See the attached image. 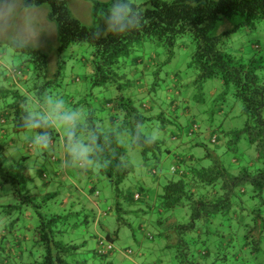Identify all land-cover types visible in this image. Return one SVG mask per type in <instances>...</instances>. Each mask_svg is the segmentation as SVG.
Instances as JSON below:
<instances>
[{"label": "trees", "instance_id": "1", "mask_svg": "<svg viewBox=\"0 0 264 264\" xmlns=\"http://www.w3.org/2000/svg\"><path fill=\"white\" fill-rule=\"evenodd\" d=\"M21 1L23 9L48 6L47 20L56 26L59 54L72 44H91L92 64L87 65L91 66V83L116 87L120 94L112 100L106 99L100 111L108 110L105 114L110 124L108 131L102 129L104 118L95 111L82 123L72 119L70 124H65L58 119L71 114L62 101L68 96L63 91L62 64L59 61L53 64L49 54L20 41L8 43L27 58L30 66L26 71L17 67L1 72L0 61V187L9 186L16 198L15 204L0 203V264H90L93 258L102 259V264H111L106 261L114 251L100 255L96 249L92 259L80 261L79 252L86 245L65 238L68 216L43 211L48 206L49 195L44 194V190L41 195L34 191L38 189V180L42 188L49 183L48 171L40 169L37 174L33 173L25 146L20 154L9 151V138L30 128L36 132L39 145L50 147L52 151L67 150L83 136L91 149L90 160L115 187L122 185L132 172L124 164L127 149L120 136L128 135L130 149H140L145 161L151 157L158 160L156 151L161 152L163 148L174 159L176 169L171 170V178L161 191L149 187L145 192L141 187L127 198L130 203L141 201L147 193V201L155 202L149 210L155 208L160 213L158 222L164 228L162 236L170 242L169 248H175L177 264H256L264 254V58L254 55L248 59L245 53L229 52V39L238 29L256 28L264 22V0H146L141 4L127 0L133 10L141 13L142 25L119 33L109 31L107 24L117 0L93 2L95 27L85 26L73 16L69 8L71 0ZM230 23H234V28L229 29ZM185 36L196 46L189 64L196 71L195 82L202 86L216 80L221 84L223 95L232 94L242 104L245 127L224 133L223 140L217 136L209 140L213 145L223 141L227 152L234 153L243 135L255 146L256 158L246 165L235 159L234 171L208 147L203 157L193 152L196 147L206 146L195 138L191 139L195 141L192 152L177 150L173 153L164 141L144 135L141 128L151 118L133 98L123 94L120 82L127 79L123 69L130 59L133 64L142 60L135 54L145 42L166 48L168 63ZM177 91L183 98L182 90ZM46 97L57 98L58 102L52 99L48 106H43L40 102ZM189 102L171 100L175 109L182 103V110L192 118L191 129L187 133L183 131L187 137L201 133L197 116L193 114L194 106ZM198 102L203 105L205 100ZM216 108L219 112L223 110ZM13 146L16 147L14 143ZM27 147L32 150L35 145L30 143ZM74 159L80 160L79 165L83 166L81 159ZM57 160L53 157V161ZM205 160L210 164L205 165ZM151 173L157 176L156 169ZM160 183L157 181L159 187ZM27 207L34 209L37 222H31L28 227L31 232L22 235L16 231L19 218L10 222L7 217ZM178 208L188 209L187 223L176 221L173 212ZM30 216L29 213L32 218ZM116 233L107 235L108 244Z\"/></svg>", "mask_w": 264, "mask_h": 264}, {"label": "rangeland", "instance_id": "2", "mask_svg": "<svg viewBox=\"0 0 264 264\" xmlns=\"http://www.w3.org/2000/svg\"><path fill=\"white\" fill-rule=\"evenodd\" d=\"M94 1L104 3L111 0H71L69 2L73 16L88 27L97 26L92 16ZM132 1L141 4L146 0ZM47 14L48 6L23 9L21 0H0V43L3 42V45H0V59L3 62L1 72H5L7 68L17 67L26 71L30 66L26 61L27 58L17 53L8 44L13 40L49 54L53 64L56 61L62 64L63 91L68 95L64 96L65 99L62 101L67 104L66 111L71 113L69 116L78 123H82L87 115L95 111L99 117L104 118L102 129L108 131L110 124L105 117L108 110L100 111L104 108V101L112 100L120 94V91L116 87H100L91 83L89 78L91 66H87L92 64L90 62H92L94 49L91 44L87 42L72 44L62 54L58 53L56 26L47 20ZM234 26V23H230L229 29ZM140 49L135 55L142 57V60L136 64H133L131 59L128 61V65L123 69L127 73V79H123L120 83L123 94L133 98L137 106L142 107L143 113L151 118L141 128L144 135L164 141L173 153L177 150L184 153L192 152V142L195 143V141L191 139L195 138L197 142L205 143L206 146L196 147L193 152L203 157L208 147L221 156L223 164L233 171L236 169L233 163L235 159L246 165L256 158V148L245 135L238 142L237 153L227 152L223 141L221 144L218 143L219 146L209 142L210 137L217 136L223 140L224 133L242 130L245 127V117L242 114V104L232 94L223 95V89H220L221 84L218 81L209 80L202 86L195 82L197 74L189 67V64L196 46L189 36H185L178 42L174 57L168 63L166 48L152 42H145ZM229 52L245 53L248 59L254 55L264 58V22L259 23L256 28L243 27L234 32L229 39ZM128 81L131 85H127ZM177 90H182L183 98ZM69 96L73 97L74 101ZM46 98L40 102L43 106H48L47 103L52 102V99L58 102L57 98ZM172 99L178 102L180 99L188 102L191 99L189 105L194 106L193 114L197 116L200 124L198 129L200 134H191L188 137L183 134V131L187 133L191 129L192 118L182 110L184 107L182 103L179 104L180 108H173ZM198 100H205V102L199 105L202 103ZM72 102L75 105L73 107H71ZM217 106L218 109L223 110L219 112ZM205 110L207 112L203 113ZM120 139L127 149L124 164L131 168L132 172L119 187L112 185L95 162L90 160L91 149L83 136L67 147L69 161L65 167L61 161L63 149L57 148L52 151L50 147L42 148L32 128L21 134H13L9 138V144H11L9 151L20 154L25 149L31 158L33 173L37 174L36 171L40 169L48 171L49 184L42 188L38 180L36 183L38 189L34 193L41 195L44 190V194L49 195H47L48 206L46 210H43L44 212L68 216L66 227L64 226L65 238L86 245L79 252L80 261L92 259L98 249L99 241L107 244V235H114L117 232V236L111 242L109 241L114 251L107 259V263L152 264L160 259L161 262L159 261L158 264H177L175 248H169L170 242L162 236L164 228L158 222L160 213L155 208L149 210L155 202L147 201V193L141 201L130 203L127 198L141 187L145 192L149 187L161 191L162 186L171 178L174 159L162 148L161 152L156 151L158 160L151 157L145 161L140 149H130L128 135L124 134L120 136ZM30 143L35 145L32 150L27 147ZM24 146L26 148L23 149ZM77 147L87 149L86 156L81 159L83 166L79 165L80 160L73 161L76 156L71 153L74 154ZM53 157L60 160L53 161ZM204 164L209 165L210 162L205 160ZM57 168H59V175L55 172ZM153 169H156L157 176L151 173ZM159 180L160 187L157 184ZM9 188V186L0 187L1 204L16 203V198L10 193ZM118 207L121 208L120 213H118ZM29 213L32 218H29ZM173 216L179 223L189 221V212L186 208L176 209ZM7 218L10 222L19 218L16 231L22 235L29 231L30 224L37 222L36 213L32 207L17 211ZM39 253V255L42 254L41 251ZM103 262L102 259L91 260L94 264ZM255 263L264 264V254Z\"/></svg>", "mask_w": 264, "mask_h": 264}, {"label": "clouds", "instance_id": "3", "mask_svg": "<svg viewBox=\"0 0 264 264\" xmlns=\"http://www.w3.org/2000/svg\"><path fill=\"white\" fill-rule=\"evenodd\" d=\"M107 24L109 31L113 33L123 32L129 27H140L142 25V15L139 11L133 10L127 0H117L112 7ZM58 119L65 124H70L72 117L65 115L58 117ZM74 151L77 159H83L87 154V149L82 147H77Z\"/></svg>", "mask_w": 264, "mask_h": 264}, {"label": "built area", "instance_id": "4", "mask_svg": "<svg viewBox=\"0 0 264 264\" xmlns=\"http://www.w3.org/2000/svg\"><path fill=\"white\" fill-rule=\"evenodd\" d=\"M216 138H214V140H215ZM175 166L172 168V172H174L175 171ZM135 198L136 199H138L139 198V196L138 195H136L135 196ZM98 252H99V254L101 255H104V254H107L108 252H111V251H113L114 250V247L112 246V244L110 243V244H104L103 242H101L99 245H98Z\"/></svg>", "mask_w": 264, "mask_h": 264}, {"label": "crops", "instance_id": "5", "mask_svg": "<svg viewBox=\"0 0 264 264\" xmlns=\"http://www.w3.org/2000/svg\"><path fill=\"white\" fill-rule=\"evenodd\" d=\"M0 61H1V59H0ZM1 63L3 64V62L1 61ZM0 63V64H1ZM72 155H73V153H71ZM60 159L58 158V161H59ZM61 161L64 163L63 165H64V167L65 166H67V162L69 161V153L67 152V150H63V152H62V154H61ZM73 161H75V159L73 158ZM59 168H57L56 170L57 171H55V172H59V170H58ZM58 175H59V173H58ZM160 179V178H159ZM160 181V180H159ZM49 183H47L46 185H48ZM158 262H159V260H157V263H152V264H158ZM160 263V262H159ZM137 264H140V263H137Z\"/></svg>", "mask_w": 264, "mask_h": 264}]
</instances>
